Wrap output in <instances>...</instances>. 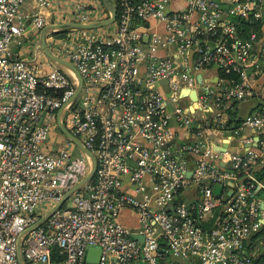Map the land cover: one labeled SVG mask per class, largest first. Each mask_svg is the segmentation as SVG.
<instances>
[{
    "label": "built area",
    "instance_id": "built-area-1",
    "mask_svg": "<svg viewBox=\"0 0 264 264\" xmlns=\"http://www.w3.org/2000/svg\"><path fill=\"white\" fill-rule=\"evenodd\" d=\"M173 1L118 0L113 23L60 29L43 10L56 13L62 0H0V264H264L247 250L264 224L251 174L264 138L254 148L248 138L239 152L206 136L223 129V101L255 95L264 37H244L236 17L260 20L264 0H187L171 11ZM63 10L71 23L111 16L93 0ZM47 26L48 47L83 80L63 122L97 163L60 206L91 168L65 134L49 141L77 79L38 36L31 58L13 48ZM175 126L190 136L179 138ZM244 129H264V111L234 134ZM90 247L98 261L87 260Z\"/></svg>",
    "mask_w": 264,
    "mask_h": 264
},
{
    "label": "crops",
    "instance_id": "crops-1",
    "mask_svg": "<svg viewBox=\"0 0 264 264\" xmlns=\"http://www.w3.org/2000/svg\"><path fill=\"white\" fill-rule=\"evenodd\" d=\"M74 1L76 0H62V3L57 4L58 7H56V13H52L49 10H43L45 14L47 15L48 23H56L60 29H67L70 28L71 22H66L62 16L64 15V10L70 8ZM94 2H99L105 7L107 10V6L105 5L103 0H93ZM187 0H174L170 6V10H181L184 9L186 6ZM29 7H32V4H28ZM72 24V23H71ZM147 24V25H146ZM145 26L148 27L149 24L146 23ZM154 22H151V25H153ZM41 32H36L33 34H30V38H33L35 36H38L39 39L41 38ZM260 37H264V24L262 31L260 32ZM262 39L258 41V46H256L255 53L258 54L259 47H261ZM257 66L262 70L261 74L256 78L255 81V95L251 97L248 100L245 101H223L224 104L223 113L221 117V125L223 129H210L208 133L206 134L207 138L212 142L214 147L216 149H222V148H228L232 151H246L247 147H250V145H247L244 147L242 142H247L248 138H251L254 142L251 147L254 148L256 145V141L264 138V129L261 130H249L244 129L240 132L238 136L234 134L235 130L239 129L244 119L253 113L256 112H263L264 111V96L262 95L264 92V60L260 59L257 63ZM211 74H214L215 76L218 75L221 79L225 78L217 69H212L210 71ZM202 79V78H201ZM217 81V80H216ZM245 110V111H244ZM176 135L180 138L189 137L190 134L186 133V131L183 128H180L178 126H175L174 128ZM251 174L256 178V181L258 183L259 190V197L264 199V153H259V161L258 163L253 166L251 169ZM242 178L244 176L242 175ZM264 206V204H263ZM251 238L248 242L247 250H251Z\"/></svg>",
    "mask_w": 264,
    "mask_h": 264
},
{
    "label": "water",
    "instance_id": "water-1",
    "mask_svg": "<svg viewBox=\"0 0 264 264\" xmlns=\"http://www.w3.org/2000/svg\"><path fill=\"white\" fill-rule=\"evenodd\" d=\"M105 5L107 6V8L109 9V11L111 12V16L110 18L108 19H105V20H102V21H99V22H96V23H90V24H79V23H70L68 25H71L73 27H78V28H98V27H102V26H106V25H109L111 23H113L115 20H116V16H117V11H116V7H115V4L112 2V0H103ZM147 25V24H146ZM53 26H47L46 28H44L42 30V33H41V38H40V42H41V46H42V49L45 51V53L47 54V56L52 59L54 62H56L57 64H59L62 68H64L65 70L69 71L70 73H72L76 79H77V91H76V94L75 96L71 99V101L66 105L64 106L63 109L60 110L59 112V118H58V124H59V128L60 130L69 138L71 139L80 149H82L84 151V153L88 156V158L90 159V164H91V168H90V172L89 174L87 175V177L82 180L76 187H74L72 190H70L66 195L65 197L63 198V200L60 202L59 206L62 205L64 203V201L70 196V194L72 192H74L75 190L81 188L83 185H85L89 180L92 179V177L94 176L95 174V171H96V167H97V163H96V158L95 156L92 154V152L87 149L83 144L82 142L76 137L74 136L70 130L65 126L64 122H63V115H64V112L67 108V106L78 96V94L80 93V90L82 88V84H83V80H82V77L79 73V71L76 69V67L74 65H72L70 62L56 56L51 50L50 48L48 47L47 43H46V35L48 34V32L51 30ZM201 78H202V75L199 74L198 75V79L199 81H201ZM166 82V81H164ZM192 99L194 101L197 100V91L196 90H193L192 93L190 94ZM221 165L227 167V168H230L231 166V163H227V164H224L221 162ZM229 185L230 186H234V183L233 182H229ZM233 190L231 189L229 194H232ZM133 238H139V236L137 235H133ZM21 241H22V237L20 239V243L19 245H21ZM100 249H97L95 247H90L88 248L87 250V260L89 261H98L99 257H100ZM92 253H97L96 257L92 258L91 257V254Z\"/></svg>",
    "mask_w": 264,
    "mask_h": 264
},
{
    "label": "rangeland",
    "instance_id": "rangeland-1",
    "mask_svg": "<svg viewBox=\"0 0 264 264\" xmlns=\"http://www.w3.org/2000/svg\"><path fill=\"white\" fill-rule=\"evenodd\" d=\"M38 40V37H33V38H21V43H15L13 44V48L15 52H23V57L24 58H31V54H29L31 52V50L34 48L36 42ZM245 111V110H244ZM65 135L62 131H60L59 129H54L50 135L49 141L52 140L53 143L55 145H57L58 143H60L63 139H65ZM79 153V149L78 147H75V149L73 150V156L77 157ZM218 190L217 188H215V191ZM127 223H133L132 221H128V220H124ZM251 251L254 253V255L259 258V255L261 256L262 254V261H264V239L262 238H258L255 243L251 246ZM258 253V256H257Z\"/></svg>",
    "mask_w": 264,
    "mask_h": 264
},
{
    "label": "trees",
    "instance_id": "trees-1",
    "mask_svg": "<svg viewBox=\"0 0 264 264\" xmlns=\"http://www.w3.org/2000/svg\"><path fill=\"white\" fill-rule=\"evenodd\" d=\"M115 1L118 2V0H112L113 3H115ZM236 20H237V22L239 24V28L243 32V36L244 37H248L249 34L252 31L261 32L262 31V28H263V24H264V16L260 20H258V21H252V22H250L247 19L241 18V17H236ZM258 238L264 239V224H263L261 230L257 234H255V235H253L251 237L250 245L252 246ZM255 261L256 262H261L262 261V254H261V256L259 255V258L256 257L255 258Z\"/></svg>",
    "mask_w": 264,
    "mask_h": 264
}]
</instances>
